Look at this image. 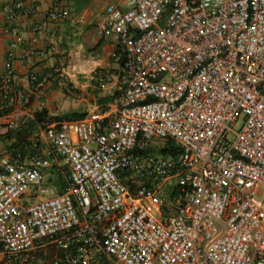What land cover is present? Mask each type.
I'll return each mask as SVG.
<instances>
[{"label":"built area","instance_id":"built-area-1","mask_svg":"<svg viewBox=\"0 0 264 264\" xmlns=\"http://www.w3.org/2000/svg\"><path fill=\"white\" fill-rule=\"evenodd\" d=\"M101 33L124 59L115 103L41 128L32 154L0 152V264H264V0H111ZM28 79L40 100L63 78Z\"/></svg>","mask_w":264,"mask_h":264},{"label":"crops","instance_id":"crops-1","mask_svg":"<svg viewBox=\"0 0 264 264\" xmlns=\"http://www.w3.org/2000/svg\"><path fill=\"white\" fill-rule=\"evenodd\" d=\"M16 1H22L30 13L11 24L6 21L3 8ZM110 2L0 0V76L5 70L7 53L12 49L13 90L21 100L10 112L0 110V152L18 139L13 131L16 127L8 125V118L14 117L19 123L40 111H44L47 117L80 114L96 107L100 99L108 98L97 85L96 77L103 73L113 77L115 73L112 71L119 67H115L116 63L112 61L117 44L101 33L105 9ZM57 8L68 9L70 17L46 29H38L45 14ZM16 43V47H12ZM55 67L61 68V83L47 86L40 93L41 99L37 100L29 75L45 76ZM33 130L35 134L29 140L41 137L44 141L41 128L37 125ZM47 183L54 184V181L47 180ZM58 189H61L60 185Z\"/></svg>","mask_w":264,"mask_h":264},{"label":"trees","instance_id":"trees-1","mask_svg":"<svg viewBox=\"0 0 264 264\" xmlns=\"http://www.w3.org/2000/svg\"><path fill=\"white\" fill-rule=\"evenodd\" d=\"M112 61L116 64H118V66L122 69L124 66V59L121 60L120 62H115L114 59H112ZM111 102V99L108 98H102L99 100L100 105H107ZM1 105V103H0ZM2 113H6L7 111L2 110ZM0 112V115L2 114ZM79 118H82L84 116L83 115H79ZM61 120H76L73 117H71V115H66V116H62V117H47L46 113L44 111H40V112H36L33 116L32 119H28V120H21L17 127L13 130L16 131L15 132V136L18 137V139L16 140V143L8 146V150L10 151H16V152H20L22 155H26V154H32L34 152V147L31 143V140H29L30 137H32L35 134V131L33 130L34 126H39L40 128H43L49 124H52L54 122H59ZM34 131V132H33ZM10 132V130H9ZM13 135V134H12ZM171 147H166L163 150V154L166 157H173L175 156L178 152L175 150V152L171 151ZM54 184H58L62 187V180L58 177L56 179V181H54Z\"/></svg>","mask_w":264,"mask_h":264},{"label":"rangeland","instance_id":"rangeland-1","mask_svg":"<svg viewBox=\"0 0 264 264\" xmlns=\"http://www.w3.org/2000/svg\"><path fill=\"white\" fill-rule=\"evenodd\" d=\"M118 66L117 64L115 65V67ZM114 72V76L113 77H109L108 75H105L106 73H103L105 76H106V88H109V93L107 94V91L105 92V96L108 95L107 97H109L111 99V104L112 103H115L116 99H117V96H118V90H117V82H118V79L120 77V73H121V68L120 67H117V69H115V71H112ZM98 85V84H97ZM102 92V91H100ZM91 105H94V103H90ZM96 106H100L102 107L103 105H100L99 101L96 102ZM103 108V107H102ZM85 110L83 112H80V114L75 113V114H71V117H73L74 119H80L79 115H83L85 114ZM34 142H38V143H42L43 140L41 137H36L34 138ZM161 154H158V156H160ZM164 192L166 191V194H167V197H169L170 195V189L168 187H165L164 189ZM168 192V193H167ZM34 203V200L33 199H29L28 200V204H32Z\"/></svg>","mask_w":264,"mask_h":264},{"label":"clouds","instance_id":"clouds-1","mask_svg":"<svg viewBox=\"0 0 264 264\" xmlns=\"http://www.w3.org/2000/svg\"><path fill=\"white\" fill-rule=\"evenodd\" d=\"M118 65V64H117ZM101 75H104V74H101ZM99 76V75H98Z\"/></svg>","mask_w":264,"mask_h":264}]
</instances>
